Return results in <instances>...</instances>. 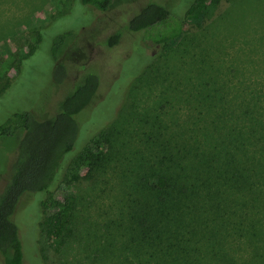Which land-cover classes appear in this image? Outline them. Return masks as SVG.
Listing matches in <instances>:
<instances>
[{"label":"trees","instance_id":"trees-1","mask_svg":"<svg viewBox=\"0 0 264 264\" xmlns=\"http://www.w3.org/2000/svg\"><path fill=\"white\" fill-rule=\"evenodd\" d=\"M222 1L193 0L181 18L152 0L110 34L108 48L141 33L164 54L152 60L133 41L143 64L94 129L82 126L95 117L101 79L88 69L52 115L24 109L0 123V139H17L0 192V264H33V255L57 264L55 253L83 227L90 264H264V8L245 16L253 27L245 29L244 0L226 10ZM81 2L107 11L113 0ZM207 4L210 22L186 32V18ZM72 35L56 34L49 47L56 84ZM11 84L0 85V101ZM34 200L33 254L25 257L15 216Z\"/></svg>","mask_w":264,"mask_h":264},{"label":"rangeland","instance_id":"rangeland-1","mask_svg":"<svg viewBox=\"0 0 264 264\" xmlns=\"http://www.w3.org/2000/svg\"><path fill=\"white\" fill-rule=\"evenodd\" d=\"M150 1L152 0H113L107 11H100L90 4L82 3L81 0H0V85L6 79L12 83L5 98L0 101V123L13 112L24 109L32 112L38 119L52 115L56 103L66 89L88 69L87 71L99 74L101 84L92 104L95 117L82 128L90 131L101 124L98 115L108 116L107 114L111 113L112 107L122 94L124 81L138 70L144 60L141 59L138 49L141 46L138 42H133H141V33L124 34L119 44L112 48L106 47L103 42ZM156 1L182 18L193 0ZM229 1H222L225 10L230 9L237 1L238 4L240 2ZM259 7L264 8V0H244L240 11L243 13V20L239 26H246L245 29L253 28L247 26L249 18L245 16L252 10L258 11ZM214 10L211 4L202 7L193 16L186 18L184 30L190 33L206 26L212 19ZM255 20L257 24H262L261 16L257 15ZM226 29L231 27L228 25ZM64 31H72L73 35L59 53L58 59L66 67V76L63 82L56 84L53 76L54 62L51 60L49 47L52 38ZM142 44L146 49L145 54L152 60L164 54L160 45L151 42ZM32 49L34 53L25 60L18 72L20 59ZM119 75L121 79L113 88L107 102H104V96ZM85 115L81 117V122L85 121ZM16 147L17 139H0V192L7 181ZM78 183L74 182L75 185ZM94 207L89 214L97 213L98 209ZM67 211L68 209L65 213ZM37 218L35 200L24 206L15 216L18 226L24 225V231L22 227L20 231L24 232L22 241L25 257L33 254L30 239L35 234ZM83 230L84 227L75 241L70 243L66 240L64 249L58 254L55 253L57 264H90L89 260L94 257L90 256L89 252L92 236L87 239ZM33 257L32 263H39L37 258ZM25 264H31L29 257L26 258Z\"/></svg>","mask_w":264,"mask_h":264}]
</instances>
